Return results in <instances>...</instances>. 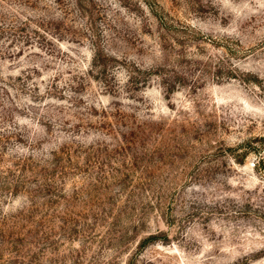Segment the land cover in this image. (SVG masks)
<instances>
[{
  "label": "rangeland",
  "instance_id": "obj_1",
  "mask_svg": "<svg viewBox=\"0 0 264 264\" xmlns=\"http://www.w3.org/2000/svg\"><path fill=\"white\" fill-rule=\"evenodd\" d=\"M0 264H264V0H0Z\"/></svg>",
  "mask_w": 264,
  "mask_h": 264
}]
</instances>
